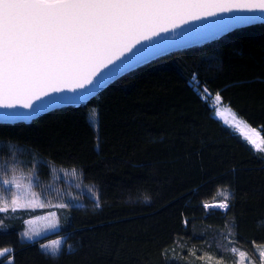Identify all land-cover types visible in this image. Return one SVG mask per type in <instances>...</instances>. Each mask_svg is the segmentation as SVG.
Wrapping results in <instances>:
<instances>
[{
	"label": "trees",
	"instance_id": "obj_1",
	"mask_svg": "<svg viewBox=\"0 0 264 264\" xmlns=\"http://www.w3.org/2000/svg\"><path fill=\"white\" fill-rule=\"evenodd\" d=\"M216 94L264 138V21L141 65L86 102L0 121V189L24 172L43 190L55 167L93 187L33 241L26 222L43 209L0 212L13 258L0 264H212L202 255L221 245H264V152L215 117ZM56 236L53 259L41 246Z\"/></svg>",
	"mask_w": 264,
	"mask_h": 264
},
{
	"label": "snow or ice",
	"instance_id": "obj_2",
	"mask_svg": "<svg viewBox=\"0 0 264 264\" xmlns=\"http://www.w3.org/2000/svg\"><path fill=\"white\" fill-rule=\"evenodd\" d=\"M234 10L264 14V0H0V109H32L34 100L50 93L75 92L94 81L99 84L110 74L101 76V70L131 53L141 41L192 20ZM235 19L252 21L264 16ZM215 99L219 102L221 96L216 94ZM3 115L19 119L33 113ZM225 123L248 127L234 113ZM249 133L246 139L256 145L255 131L249 128ZM15 187L23 186L16 182ZM11 205L13 211L34 206L19 195ZM215 206L227 208L228 203ZM7 210L0 207V212ZM24 235L31 239L29 233ZM41 247L53 259L61 254L59 241Z\"/></svg>",
	"mask_w": 264,
	"mask_h": 264
},
{
	"label": "water",
	"instance_id": "obj_3",
	"mask_svg": "<svg viewBox=\"0 0 264 264\" xmlns=\"http://www.w3.org/2000/svg\"><path fill=\"white\" fill-rule=\"evenodd\" d=\"M248 16H264V14L234 10L232 12L217 13L214 16L203 17L199 20H192L188 23L181 24L175 29H170L168 32H162L158 36H153L150 40L141 41L131 53H126L114 65H109L107 69H102L101 76H104L105 73L110 74L101 83L96 84L94 81L93 85H88L83 89H77L75 92L65 90L60 93H50L48 96H42L41 99L33 101L32 109H0V121H31L54 109L86 102L104 90L112 82L141 65L149 63L168 53L213 40L234 29L264 21V19L252 21L235 19L237 17ZM121 65L123 66L121 67ZM60 97H77V99L63 100ZM40 105L45 106L43 110H37ZM6 112H32L33 115L27 118L13 119L5 117L3 113Z\"/></svg>",
	"mask_w": 264,
	"mask_h": 264
},
{
	"label": "rangeland",
	"instance_id": "obj_4",
	"mask_svg": "<svg viewBox=\"0 0 264 264\" xmlns=\"http://www.w3.org/2000/svg\"><path fill=\"white\" fill-rule=\"evenodd\" d=\"M203 94L204 96H207V93L203 92ZM215 97H209V99L216 106V112L217 109L222 105V103L221 101L218 102ZM228 126L239 133L238 128L234 127L233 125ZM253 146L256 150L264 152V141L258 146ZM54 171V183L46 185V188H43V190L37 188L34 175L24 172L12 173L7 178V180H5L9 181L10 183L4 184V188L0 189V207L7 206L8 209L12 210L11 200L15 196L19 195L24 201H31L33 203V207H26V209H43V212L41 214L33 216L27 220L24 233L27 232L29 233V236H31V239H29L23 234L24 238H26L27 240L33 241L45 236L46 234L58 231L60 229V219L58 211L60 210V208H62L61 205H65L68 202H75V200H77L76 192L81 193L84 191L85 193L91 192V194H93V187L89 185L84 186V183L80 179L79 174L74 169L55 167ZM16 182H19L23 187L17 189L15 187ZM220 203L222 202H215L211 203L210 205L215 206ZM18 209L23 208H17L16 210ZM64 240L65 237L56 236L54 238L46 240L43 245H51L52 242L59 241L61 250ZM228 248L229 249L227 250V247H224L223 245H221V247L219 246L218 250L220 251L221 249L223 253L220 257H217L213 254L208 257L202 255V257L212 264H264V255L261 254L262 251H264V245L255 248V251L253 253H249L248 251L237 248L233 246V244L229 243ZM45 250L48 251V249ZM218 250L216 249V251L219 253ZM229 250H231V252ZM226 252H229L230 256H227ZM241 253H243V256L240 255ZM0 259H6L8 262H12V249H1Z\"/></svg>",
	"mask_w": 264,
	"mask_h": 264
},
{
	"label": "bare ground",
	"instance_id": "obj_5",
	"mask_svg": "<svg viewBox=\"0 0 264 264\" xmlns=\"http://www.w3.org/2000/svg\"><path fill=\"white\" fill-rule=\"evenodd\" d=\"M226 106H227V105H226ZM229 110H231V111L229 112ZM218 113H224V115L221 116V115H218ZM231 113H234L238 119H240L242 122H244V123H246V124L248 125V127L246 128V127H244V125L242 124L241 127L238 128V129H239V133H241V134L246 138L247 135H250V134H251V133H249V128H251V129H253V130L255 131V133H256L255 135H253V139L256 140V146H258V145H260V144L263 143V136H262V134L260 133V131H259L257 128L251 126V125H250L248 122H246L244 119H242L241 117H239V116L236 114V112L233 110V108L231 109V108H228V107H219V108L217 109V111L215 112V117L221 118V119L224 121V123H225V118H226V117H227L229 120H231ZM228 125H231V124H228Z\"/></svg>",
	"mask_w": 264,
	"mask_h": 264
},
{
	"label": "crops",
	"instance_id": "obj_6",
	"mask_svg": "<svg viewBox=\"0 0 264 264\" xmlns=\"http://www.w3.org/2000/svg\"><path fill=\"white\" fill-rule=\"evenodd\" d=\"M220 107H228V108H231V107H229V106H226V105H221ZM232 109V108H231ZM218 118V117H217ZM220 120H222L221 118H219ZM223 121V120H222ZM224 122V121H223ZM226 124V123H225ZM260 131V130H259ZM260 133H261V131H260ZM262 134V133H261ZM263 141H264V138H263ZM253 145V144H252Z\"/></svg>",
	"mask_w": 264,
	"mask_h": 264
}]
</instances>
